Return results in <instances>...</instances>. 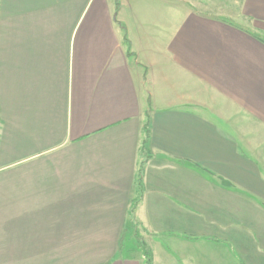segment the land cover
Segmentation results:
<instances>
[{"label": "crops", "instance_id": "crops-1", "mask_svg": "<svg viewBox=\"0 0 264 264\" xmlns=\"http://www.w3.org/2000/svg\"><path fill=\"white\" fill-rule=\"evenodd\" d=\"M151 1L0 0V264H264V0Z\"/></svg>", "mask_w": 264, "mask_h": 264}, {"label": "rangeland", "instance_id": "rangeland-1", "mask_svg": "<svg viewBox=\"0 0 264 264\" xmlns=\"http://www.w3.org/2000/svg\"><path fill=\"white\" fill-rule=\"evenodd\" d=\"M187 1H189V2H193V1H196V0H187ZM210 1H214V4H211L212 6H214V7H217L219 10L217 11V12H215L214 14H218V15H223L222 17H226V18H228V19H230V20H232L233 22H235V23H238V24H242L243 22L239 19V18H235L234 17V15H232L231 13V9L233 8V11H235V12H237V10H236V7L238 6L239 7V4H240V0H209V1H207V3H209ZM171 2H173V3H175L176 1L175 0H171ZM193 4V3H192ZM148 5V6H147ZM147 7L148 8H150V6H151V8L153 7V9H152V11L153 12H151V10H149L144 16H149V17H152V22H154L155 24L157 23V25L156 26H158L159 24H158V21H159V23L162 21V19H167V18H170L169 19V24H170V26H172V24H173V22H175L176 21V19H175V14L173 13V11L170 9V15H165L166 13L164 12V16L163 17H160L159 15H158V17L156 16V11H158V9L159 10H161V9H164L165 10V7L163 6V5H159L156 1L155 2H153V1H151V0H148V3H147ZM172 7V6H171ZM185 7H188L187 6V4H185ZM130 10H126V13L127 14H125V15H123V16H127V17H130ZM149 13V14H148ZM143 16V17H144ZM235 18V19H234ZM164 22H165V20H164ZM155 26V28H154V31H153V33L152 34H154L155 35V38L156 39H162L163 38V32H165L164 30H162L161 29V27L162 26H158V27H156ZM146 70L147 69H144L143 70V72L144 73H146ZM143 149H142V151H141V157H140V159H139V174H138V177H137V182H138V180L139 179H142V177H140L141 175H142V172H143V168H142V165H141V163H142V161H144L145 159H147V158H149V156H150V154H151V151L149 150V148L147 147V143L146 144H144L143 143ZM143 185V184H142ZM135 208H136V206L133 208V206L132 207H130V214L129 215H131V217H132V215H134V211H135ZM130 217V220L132 221V223H129V222H127V224L125 225V233H126V235H125V237H126V239H125V241L123 242L124 244H122L121 246H120V249L123 251V252H125V253H127L128 251L129 252H131V250H128V249H132L133 248V252L132 253H129V254H133V255H135V256H137V253L139 254V253H141V251L139 250V248H138V246L136 245L137 244V242H138V240H140V245H141V250H142V252H144V249L146 250V252H148L149 253V256H150V260H151V252L149 251V247H148V245H150V246H152L151 247V249L153 248V249H155L156 248V246H155V244H154V242L153 243H151V238H149V235L150 234H148L147 232H145V231H142L143 229H142V227L143 226H141V225H139V224H137L136 223V219L135 218H131ZM138 222V221H137ZM139 223V222H138ZM136 232L139 234L140 233V238L137 240L136 238H134V235L136 236ZM143 238H144V241H143ZM148 243V245L146 244V242ZM145 242V243H144ZM186 242H188V243H191L192 244V246H189V245H185L184 243H182V242H176V247H175V252L177 253H179V255H183V252L185 251V249H184V246H186V247H189L190 249H192V250H194V249H200V247L199 246H193V244H195V243H197V242H189V241H186ZM145 244L147 245V246H145ZM148 247V248H147ZM160 250V249H159ZM158 251V250H157ZM188 253V252H187ZM190 256V255H189ZM190 259H191V261L194 263V264H199V262H201V261H197L196 260V262L194 261V260H192V258L191 257H189ZM192 263V264H193ZM171 264H172V262H171Z\"/></svg>", "mask_w": 264, "mask_h": 264}, {"label": "trees", "instance_id": "trees-1", "mask_svg": "<svg viewBox=\"0 0 264 264\" xmlns=\"http://www.w3.org/2000/svg\"><path fill=\"white\" fill-rule=\"evenodd\" d=\"M126 42L128 43L129 41L127 40ZM129 54H131V53H129ZM144 135H145V137H144V141H143V143L146 144L147 141H148V139H149V136H150V128H149L148 122L146 123L145 128H144ZM140 177H141V176H140ZM137 185H138V187H139V191H141V189H142L141 179L138 180ZM135 206H136V203H134L133 208H134ZM137 244H139V246H141V245H140V240H138ZM143 254L145 255V257H146V259H147V263L150 264V261H151V260H150L149 253L146 252V250H144Z\"/></svg>", "mask_w": 264, "mask_h": 264}]
</instances>
